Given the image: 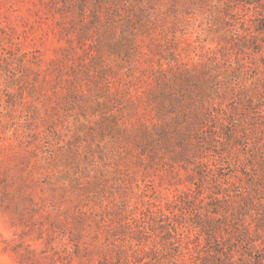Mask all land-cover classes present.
Returning <instances> with one entry per match:
<instances>
[{
	"label": "rangeland",
	"instance_id": "1",
	"mask_svg": "<svg viewBox=\"0 0 264 264\" xmlns=\"http://www.w3.org/2000/svg\"><path fill=\"white\" fill-rule=\"evenodd\" d=\"M110 3L0 0L12 264L115 258L119 225L217 191L221 225L264 234V0Z\"/></svg>",
	"mask_w": 264,
	"mask_h": 264
},
{
	"label": "trees",
	"instance_id": "2",
	"mask_svg": "<svg viewBox=\"0 0 264 264\" xmlns=\"http://www.w3.org/2000/svg\"><path fill=\"white\" fill-rule=\"evenodd\" d=\"M217 192L203 207L186 195L177 213L147 210L119 225L107 235L115 258L104 256L98 264H264V234L249 236L241 225H221L229 217L222 206L227 199ZM191 215L197 217L193 224Z\"/></svg>",
	"mask_w": 264,
	"mask_h": 264
},
{
	"label": "clouds",
	"instance_id": "3",
	"mask_svg": "<svg viewBox=\"0 0 264 264\" xmlns=\"http://www.w3.org/2000/svg\"><path fill=\"white\" fill-rule=\"evenodd\" d=\"M0 236L7 240L12 238V233L0 227ZM0 264H12V262L11 260L4 258L3 256H0Z\"/></svg>",
	"mask_w": 264,
	"mask_h": 264
}]
</instances>
